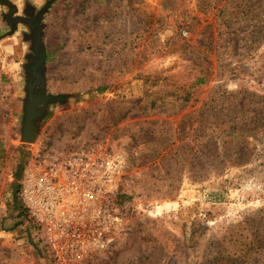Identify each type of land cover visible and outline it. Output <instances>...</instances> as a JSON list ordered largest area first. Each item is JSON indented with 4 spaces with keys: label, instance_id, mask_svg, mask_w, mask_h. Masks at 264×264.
Masks as SVG:
<instances>
[{
    "label": "rangeland",
    "instance_id": "rangeland-1",
    "mask_svg": "<svg viewBox=\"0 0 264 264\" xmlns=\"http://www.w3.org/2000/svg\"><path fill=\"white\" fill-rule=\"evenodd\" d=\"M32 10L55 101L27 144ZM225 92L248 157L207 169L191 128ZM37 150L121 163L130 234L94 264H264V0H0V264H52L20 198Z\"/></svg>",
    "mask_w": 264,
    "mask_h": 264
},
{
    "label": "built area",
    "instance_id": "built-area-1",
    "mask_svg": "<svg viewBox=\"0 0 264 264\" xmlns=\"http://www.w3.org/2000/svg\"><path fill=\"white\" fill-rule=\"evenodd\" d=\"M121 173L120 162L90 155L32 154L20 198L52 264H94L130 234L129 203L118 200Z\"/></svg>",
    "mask_w": 264,
    "mask_h": 264
},
{
    "label": "trees",
    "instance_id": "trees-1",
    "mask_svg": "<svg viewBox=\"0 0 264 264\" xmlns=\"http://www.w3.org/2000/svg\"><path fill=\"white\" fill-rule=\"evenodd\" d=\"M238 96L239 93L225 92L220 101L221 103L228 102L227 106H214L215 113L213 114L202 111L199 113V118L193 121L191 141L200 140L199 145H195L193 149H197L200 145L204 148L207 169L226 164H237L248 157L249 141L247 139L249 135L245 134L243 126L248 127L251 123L245 125L238 118L239 107L243 110L246 104L245 99L242 103L233 105ZM230 99H232V104H230ZM188 100L190 96L185 99V101ZM220 101H212V103L218 104ZM223 148L231 149L230 153L223 151Z\"/></svg>",
    "mask_w": 264,
    "mask_h": 264
},
{
    "label": "flooded vegetation",
    "instance_id": "flooded-vegetation-1",
    "mask_svg": "<svg viewBox=\"0 0 264 264\" xmlns=\"http://www.w3.org/2000/svg\"><path fill=\"white\" fill-rule=\"evenodd\" d=\"M27 16H19L12 19V23L17 24L19 21L27 22L32 29H34V54L28 56L30 66L28 64V80H29V90L33 87V98L29 96V104L27 105V118L32 116L35 126L45 118L48 107L55 101V97L50 95L45 88V78L43 74V65L45 61L42 62V55L45 50H42L41 42L39 47L36 49L39 34L42 33L41 25V15L34 13L32 10L30 13H26ZM40 98H47L46 100ZM49 98V99H48Z\"/></svg>",
    "mask_w": 264,
    "mask_h": 264
},
{
    "label": "water",
    "instance_id": "water-1",
    "mask_svg": "<svg viewBox=\"0 0 264 264\" xmlns=\"http://www.w3.org/2000/svg\"><path fill=\"white\" fill-rule=\"evenodd\" d=\"M19 19H22V17H19ZM41 40H42V33L39 34L36 49L39 47ZM42 57H43V59H42V62H43L46 60L47 54L44 53L42 55ZM29 96L31 98H33V87L29 91ZM40 99L46 100L47 98H40ZM38 135H39V133H38L37 127L35 126V124L33 122V118H32V116H29L26 119L25 124H24L23 142H25L27 144H31V143L36 141Z\"/></svg>",
    "mask_w": 264,
    "mask_h": 264
}]
</instances>
